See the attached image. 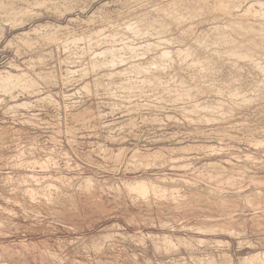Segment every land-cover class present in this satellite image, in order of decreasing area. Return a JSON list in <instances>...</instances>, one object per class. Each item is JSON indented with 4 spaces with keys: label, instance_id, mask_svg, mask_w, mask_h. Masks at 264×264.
<instances>
[{
    "label": "rangeland",
    "instance_id": "rangeland-1",
    "mask_svg": "<svg viewBox=\"0 0 264 264\" xmlns=\"http://www.w3.org/2000/svg\"><path fill=\"white\" fill-rule=\"evenodd\" d=\"M0 264H264V0H0Z\"/></svg>",
    "mask_w": 264,
    "mask_h": 264
},
{
    "label": "bare ground",
    "instance_id": "bare-ground-1",
    "mask_svg": "<svg viewBox=\"0 0 264 264\" xmlns=\"http://www.w3.org/2000/svg\"><path fill=\"white\" fill-rule=\"evenodd\" d=\"M181 18V17H180ZM139 24V23H138ZM162 28V27H161ZM231 29V28H230ZM241 29H242V27H241ZM138 32V31H137ZM154 32V31H153ZM143 33V32H142ZM140 34V33H139ZM112 46V45H111ZM152 48V47H151ZM191 51V50H190ZM146 52V51H145ZM162 52V51H161ZM114 53V52H113ZM134 53V52H133ZM141 53V52H140ZM169 53V52H168ZM104 55V54H103ZM166 55V54H165ZM164 57V56H163ZM168 57V56H167ZM170 57V56H169ZM155 62V61H154ZM158 63V62H157ZM138 65V64H137ZM152 65V64H151ZM153 67V66H152ZM133 72V71H132ZM120 73V72H119ZM149 73V72H148ZM116 77V76H115ZM149 82V81H148ZM153 83V82H152ZM158 83V82H157ZM145 84V83H144ZM132 190H135L136 192H138V193H142L143 191L142 190H144V188H143V185H140V186H135V187H132L131 188ZM142 191V192H141ZM209 211V210H208ZM219 228V227H218ZM221 230V229H220Z\"/></svg>",
    "mask_w": 264,
    "mask_h": 264
}]
</instances>
